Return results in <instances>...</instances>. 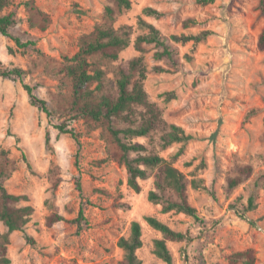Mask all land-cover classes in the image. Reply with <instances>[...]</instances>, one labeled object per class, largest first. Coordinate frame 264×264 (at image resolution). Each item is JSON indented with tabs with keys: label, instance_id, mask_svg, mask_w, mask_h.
Segmentation results:
<instances>
[{
	"label": "rangeland",
	"instance_id": "obj_1",
	"mask_svg": "<svg viewBox=\"0 0 264 264\" xmlns=\"http://www.w3.org/2000/svg\"><path fill=\"white\" fill-rule=\"evenodd\" d=\"M10 1L5 12L17 19L10 33L34 43L18 48L0 35L1 68L23 71L22 79L0 77V152H7L13 166L3 185L8 193L26 196L28 202L20 205L34 210L23 231L10 235V264H122L117 243L129 237L132 222L141 226L142 246L136 251L141 264H166L153 254V241L162 236L146 217L189 233L190 241L166 243L172 264H241L233 256L245 250H252L255 264H264V49L257 45L264 30V0H130V9L121 11L111 0H32L46 15L45 24L29 21L22 4L30 0ZM106 7L114 9L112 19ZM146 8L159 16L144 14ZM188 20L192 24L185 25ZM140 21L167 37L209 35L200 42L173 44L181 64L176 68L155 60L152 45L135 48L136 38L147 32ZM97 27L129 37L116 61L89 59L102 72L100 92L114 94L118 67L141 57L148 101L164 122L192 135L168 147L161 145L160 129L130 141L197 184V189L188 185L187 196L201 222L174 211L163 214L160 204L148 201L155 168L139 181V193L131 190L104 126L71 112L70 82L60 73L63 58L72 57ZM23 85L46 103L47 113L30 103ZM142 112L136 109V119ZM115 126L128 125L117 120ZM246 166L250 175L230 187ZM250 197L254 207L246 209ZM80 207L85 221L78 229L71 220ZM52 213L65 221L48 226Z\"/></svg>",
	"mask_w": 264,
	"mask_h": 264
},
{
	"label": "trees",
	"instance_id": "obj_2",
	"mask_svg": "<svg viewBox=\"0 0 264 264\" xmlns=\"http://www.w3.org/2000/svg\"><path fill=\"white\" fill-rule=\"evenodd\" d=\"M111 1L117 11L127 10L131 7L130 0ZM22 5L30 14V22L33 21V18H37L40 23H46V15L35 6L32 0L26 1ZM10 6V0H0V35L13 41L18 48L33 47V42H22L20 38L10 33V29L17 24L15 13L12 11L5 12ZM105 13L108 18L112 19L114 9L106 7ZM144 14L159 16L160 13L151 8H146ZM192 22L188 20L185 25L192 24ZM140 26L146 29L147 32L136 38L135 48L141 51V46L152 45L156 49L153 54L155 60L165 59L171 66L176 68L181 64L177 49L173 44L189 41L200 42L209 35V32H202L197 36L177 37L172 35L167 37L153 25L144 21H140ZM128 44L129 37L127 33H121L110 27H97L92 38L84 40L79 50L72 57L63 58L64 62L60 73L70 82V110L78 118L97 122L104 126L110 141L115 146L116 160L125 167L127 186L131 190L139 193L141 190L139 181L148 178V169L155 168L157 172L154 175L153 190L149 191L147 195L148 201L160 204L161 213L163 214L174 211L201 222L196 209L188 202L187 196L188 185L190 184L194 189H197V184L194 181H188L184 174L157 154L147 152L143 145L130 141L132 138L147 137L152 131L158 129L162 132L160 141L163 147L175 143L184 144L193 139L192 135L185 133L182 128L164 122L159 108L148 101L143 86V81L146 78L143 59L134 57L126 65L118 67L114 94L100 92L103 87L102 72L95 68L89 59L98 56L106 60L116 61L119 52ZM257 45L258 48L264 49V30L259 35ZM0 77L22 79L23 71L18 68L2 69L0 65ZM93 84H95V87L91 89ZM23 88L29 97L30 103L47 113L46 103L33 94L32 88L27 85H23ZM137 108L143 110L139 115V119H136ZM250 114H255V111H251ZM117 120L123 121L128 126L122 129L117 128L115 126ZM58 128L61 132L69 133L78 143V139L73 133L64 131L61 126ZM6 154L5 151L0 152V223L3 226V231H0V264H10L7 257L10 235L15 231L22 232L34 211L28 204L20 205L21 202H28L26 196L8 193L3 185L13 169L12 162ZM22 157L25 160L23 154ZM250 170L249 166L240 169L239 176L230 180V187L237 186L244 178H247L250 175ZM253 207V199L250 197L246 209H252ZM62 221H65V219L61 215L52 213L47 217L46 224L51 226ZM84 221L83 208L80 207L77 217L71 220V223L76 224L77 228L80 229ZM145 222L162 236L160 239L153 241V254L164 263L172 264V255L166 243L190 241L189 233L176 232L155 217H146ZM26 240L33 244V241L27 236ZM117 245L123 251L122 264H141L136 255V251L142 246L140 224L132 222L129 237L120 238ZM233 258L234 261H240L241 264H255L252 250L236 253Z\"/></svg>",
	"mask_w": 264,
	"mask_h": 264
}]
</instances>
